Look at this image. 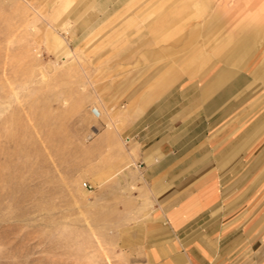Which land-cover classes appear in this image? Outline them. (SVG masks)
Returning a JSON list of instances; mask_svg holds the SVG:
<instances>
[{
    "label": "rangeland",
    "instance_id": "rangeland-1",
    "mask_svg": "<svg viewBox=\"0 0 264 264\" xmlns=\"http://www.w3.org/2000/svg\"><path fill=\"white\" fill-rule=\"evenodd\" d=\"M166 100L262 161L264 0H0V264H148L134 154Z\"/></svg>",
    "mask_w": 264,
    "mask_h": 264
},
{
    "label": "crops",
    "instance_id": "crops-1",
    "mask_svg": "<svg viewBox=\"0 0 264 264\" xmlns=\"http://www.w3.org/2000/svg\"><path fill=\"white\" fill-rule=\"evenodd\" d=\"M173 103L150 107L156 119L136 141L152 202L136 227L148 264H264V158L223 162L222 138L196 130L191 106Z\"/></svg>",
    "mask_w": 264,
    "mask_h": 264
},
{
    "label": "built area",
    "instance_id": "built-area-1",
    "mask_svg": "<svg viewBox=\"0 0 264 264\" xmlns=\"http://www.w3.org/2000/svg\"><path fill=\"white\" fill-rule=\"evenodd\" d=\"M91 113L94 114L95 117H99V112L95 106L91 107L90 109ZM96 114V115H95Z\"/></svg>",
    "mask_w": 264,
    "mask_h": 264
},
{
    "label": "bare ground",
    "instance_id": "bare-ground-1",
    "mask_svg": "<svg viewBox=\"0 0 264 264\" xmlns=\"http://www.w3.org/2000/svg\"><path fill=\"white\" fill-rule=\"evenodd\" d=\"M97 108V110H98V112H99V115H101V110L98 108V107H96ZM94 115V114H93ZM96 115V114H95Z\"/></svg>",
    "mask_w": 264,
    "mask_h": 264
}]
</instances>
